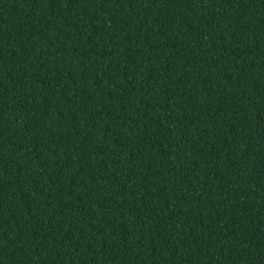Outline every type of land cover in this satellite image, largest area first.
Instances as JSON below:
<instances>
[{
  "label": "trees",
  "instance_id": "1",
  "mask_svg": "<svg viewBox=\"0 0 264 264\" xmlns=\"http://www.w3.org/2000/svg\"><path fill=\"white\" fill-rule=\"evenodd\" d=\"M0 264H264V0H0Z\"/></svg>",
  "mask_w": 264,
  "mask_h": 264
}]
</instances>
